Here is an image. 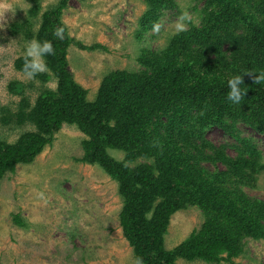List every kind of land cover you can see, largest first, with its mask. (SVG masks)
<instances>
[{
  "label": "trees",
  "instance_id": "16d2710c",
  "mask_svg": "<svg viewBox=\"0 0 264 264\" xmlns=\"http://www.w3.org/2000/svg\"><path fill=\"white\" fill-rule=\"evenodd\" d=\"M68 1L61 0L43 15L37 37L52 43L54 53L46 55V64L58 80L57 90L43 93L24 118L1 109L3 124L31 123L36 130L14 143L0 141V189L2 180L19 165L32 163L64 125L76 126L86 136L81 162L98 165L119 185L120 226L135 260L238 264L235 259L245 252L247 239L264 240V201L242 189L231 192L228 185L250 184L264 165L235 125L243 123L264 135V82L254 84L245 75L242 87L247 93L233 105L226 99L227 80L243 70H264V0H205L201 28L181 32L160 53L144 51V69L138 73L111 72L94 102L74 80L67 53L71 45L92 50L101 46L88 48L69 37L62 21ZM146 3L144 30L162 10L174 6L173 0ZM57 28L64 29L62 40L53 35ZM214 127L240 140L250 159H232L207 143L205 134ZM112 149L122 151L124 160L112 157ZM207 150L214 154L205 155ZM139 159L150 163L129 166ZM206 161L227 169L206 174L201 165ZM189 207L203 212L201 228L167 250L172 216ZM14 222L25 227L19 216Z\"/></svg>",
  "mask_w": 264,
  "mask_h": 264
},
{
  "label": "rangeland",
  "instance_id": "374dc122",
  "mask_svg": "<svg viewBox=\"0 0 264 264\" xmlns=\"http://www.w3.org/2000/svg\"><path fill=\"white\" fill-rule=\"evenodd\" d=\"M61 0H0V141L14 143L27 132L35 131L31 123L18 126L3 124L2 108L24 118L43 93L57 90V78L50 70L34 79L23 76L19 61H24L27 42L35 39L43 15L59 5ZM174 6L161 11L152 27L144 30L141 20L148 9L146 0H69L62 21L71 39L85 47L68 48L67 60L74 80L87 90V100L94 102L106 76L113 71L138 73L146 51L167 49L173 34L172 25L182 12L191 20L185 31L201 28V10L205 0H173ZM145 51V52H144ZM46 63V56L44 57ZM22 61V63H23ZM42 74L48 78L40 77ZM21 117H19V116ZM228 124H231L227 121ZM241 139L247 140L260 154L264 165V135L243 123L235 125ZM205 140L218 152L232 159H250L240 140L214 127ZM86 136L72 125H64L51 145L35 160L19 165L7 175L0 189V264H135L133 249L123 236L120 213L123 200L119 185L98 165L81 162ZM118 161L124 153L110 150ZM205 155L214 154L207 150ZM150 163L139 159L129 164L135 167ZM206 174L224 172L227 166L216 162H201ZM248 185L231 183V192L242 189L249 197L264 201V169ZM43 194V198L40 197ZM19 216L25 227H19ZM204 222L203 212L196 207L179 211L171 218L165 247L172 250L185 241ZM245 252L235 259L238 264H264V240H246ZM177 264H206L179 259ZM228 264V263H222Z\"/></svg>",
  "mask_w": 264,
  "mask_h": 264
},
{
  "label": "clouds",
  "instance_id": "9594fccd",
  "mask_svg": "<svg viewBox=\"0 0 264 264\" xmlns=\"http://www.w3.org/2000/svg\"><path fill=\"white\" fill-rule=\"evenodd\" d=\"M191 17L189 13L182 12L177 21L172 25L173 34H179L184 32L187 28V24L190 22ZM161 25L159 23H154L152 26L153 32H159ZM63 28H57L54 30L53 35L59 39H63ZM54 49L50 41H37L35 39L26 43L23 51V67L22 72L23 76L27 79H34L35 76L39 73H45L50 71L47 64L45 63L44 57L46 55H52ZM249 75L253 79L254 84H260L264 82V70H259L258 72H253L251 70H243L242 73H237L227 80L228 91L226 94V99L233 105H239L241 100L244 99L246 95L245 89L242 87L243 77ZM43 198V194H39ZM135 264H143V259L137 257Z\"/></svg>",
  "mask_w": 264,
  "mask_h": 264
}]
</instances>
